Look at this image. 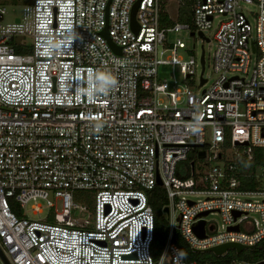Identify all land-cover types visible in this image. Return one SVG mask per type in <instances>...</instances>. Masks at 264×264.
<instances>
[{"label":"built area","instance_id":"1","mask_svg":"<svg viewBox=\"0 0 264 264\" xmlns=\"http://www.w3.org/2000/svg\"><path fill=\"white\" fill-rule=\"evenodd\" d=\"M30 1L14 25L2 24L0 7V250L9 263L198 264L174 244L176 231L194 253L263 241L264 0H194L191 23L172 26L163 0ZM182 31L214 43L209 87L204 47L203 67L169 40ZM49 39L60 48L50 52ZM165 67L172 84L159 78ZM97 72L117 81L107 94L85 91ZM158 187L178 225L156 262L149 196ZM77 193L91 194L89 204ZM38 201L51 214L29 220L23 209ZM202 221L205 238L194 232Z\"/></svg>","mask_w":264,"mask_h":264},{"label":"rangeland","instance_id":"2","mask_svg":"<svg viewBox=\"0 0 264 264\" xmlns=\"http://www.w3.org/2000/svg\"><path fill=\"white\" fill-rule=\"evenodd\" d=\"M163 3L166 5V11L170 18L173 21H176L178 18V14L180 12L181 3L179 0H163ZM32 6V1L29 3L27 0H0V7H4L6 9V14L4 16V20L2 24L6 25H14L17 23V20L23 19L26 11ZM246 10H257L254 6L245 7ZM181 12L186 14L187 16L190 15V11L185 8H181ZM180 23V22H179ZM182 23V22H181ZM212 33H207V38L211 39ZM177 39L182 40L186 45V50H182L179 52L180 56L183 57L185 61H189L191 57H195L197 60L200 61L201 56L203 54V47L206 53V70H205V77L209 78V84L207 87L212 85L217 79L218 76L213 71V62H212V55L214 50V43L208 45L204 44L200 38H194L190 36V33L186 31H182L180 34H172L169 36V40L172 42H176ZM202 73V68L198 70L197 78H200ZM174 75L176 76L177 80L181 83L183 76L180 73V68H176L174 71ZM173 76V69L172 67H165L161 68L159 72V78L162 80L167 81L169 84H172ZM198 84V83H197ZM208 140V137H207ZM91 194L89 193H77L75 195V201L79 204L87 205L88 202L84 201V197H89ZM41 207V214H35L33 210L34 207ZM24 215L33 221H44L50 214L51 211L47 208V205L43 201L32 202L28 204L23 209ZM165 217L169 224L178 225V218L171 213L170 218L167 214ZM209 220H212L216 223V225L220 228L222 224V219L220 216H213L209 217Z\"/></svg>","mask_w":264,"mask_h":264},{"label":"trees","instance_id":"3","mask_svg":"<svg viewBox=\"0 0 264 264\" xmlns=\"http://www.w3.org/2000/svg\"><path fill=\"white\" fill-rule=\"evenodd\" d=\"M180 3L182 5L180 7V12L176 21L170 19V16L166 11V5L163 3L162 17L164 18L167 25L172 26L179 22L187 24L191 23L192 6L194 0H180ZM181 8L188 9L190 11V15L187 16L186 14L182 13ZM149 202L156 218L155 237L152 252L155 261L159 262L169 236V223L164 214V210L168 207L169 204L167 202L164 190L160 187L156 188L150 194ZM13 211L19 217L22 216V210L19 207L13 206ZM173 242L183 251L188 262L195 261L198 264H231L233 262L257 264L264 261V240L257 244L254 250H245L241 254H237L236 252L232 251L225 257L220 258L214 256L213 254L194 253L182 239L178 231H176L174 234Z\"/></svg>","mask_w":264,"mask_h":264},{"label":"water","instance_id":"4","mask_svg":"<svg viewBox=\"0 0 264 264\" xmlns=\"http://www.w3.org/2000/svg\"><path fill=\"white\" fill-rule=\"evenodd\" d=\"M137 8H138V5H136V7L134 8L133 14H132V24H133L134 29L137 28V23H136V20H135ZM104 35H105L106 39L108 40V42L112 45V43L110 41V38L108 37L107 32H105ZM192 36H194V34H192ZM200 36L203 37V34H200ZM112 47H114V46L112 45ZM114 49L118 53L120 52V49H117L115 47H114ZM201 64H202L203 67L205 66L204 54L202 55V58H201ZM199 158L200 159H204L205 158V153H203V152L200 153ZM161 185H162L161 182H159V186H161ZM164 214H167L169 216V214H170L169 208H165ZM207 215L208 214H204L203 217H206ZM205 227H206V224H205L204 221H202V222H200V224L198 226H196L194 228V232L199 238H205L206 237V235H205ZM234 230H239V229L235 228ZM254 249H255V247H244V246H241V245H238V244H226V245L219 246V247H216V248L204 251V252L195 251V253H198V254H204V253L213 254L214 256L220 258V257H225L226 255H228L232 251L236 252L237 254H241L245 250H254ZM0 257L3 260L4 264H10L9 261L4 256V254L2 253L1 250H0Z\"/></svg>","mask_w":264,"mask_h":264},{"label":"clouds","instance_id":"5","mask_svg":"<svg viewBox=\"0 0 264 264\" xmlns=\"http://www.w3.org/2000/svg\"><path fill=\"white\" fill-rule=\"evenodd\" d=\"M69 40L72 39V37L68 38ZM47 48L48 50L54 51L60 48L59 43H54L51 39L47 42ZM117 81L109 74V73H100L97 72L94 76V78L90 77L88 84L89 87L85 91L89 94H95V93H104L107 94V92L112 88L116 86ZM97 130H99V126H97Z\"/></svg>","mask_w":264,"mask_h":264},{"label":"crops","instance_id":"6","mask_svg":"<svg viewBox=\"0 0 264 264\" xmlns=\"http://www.w3.org/2000/svg\"><path fill=\"white\" fill-rule=\"evenodd\" d=\"M171 19V18H170ZM172 20V19H171Z\"/></svg>","mask_w":264,"mask_h":264}]
</instances>
